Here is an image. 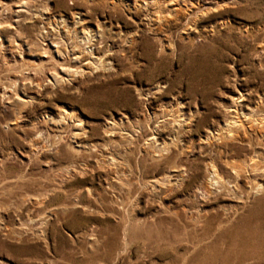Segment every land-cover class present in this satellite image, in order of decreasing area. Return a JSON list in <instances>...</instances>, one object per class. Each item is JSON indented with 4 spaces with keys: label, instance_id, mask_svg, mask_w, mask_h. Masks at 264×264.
Masks as SVG:
<instances>
[{
    "label": "rangeland",
    "instance_id": "rangeland-1",
    "mask_svg": "<svg viewBox=\"0 0 264 264\" xmlns=\"http://www.w3.org/2000/svg\"><path fill=\"white\" fill-rule=\"evenodd\" d=\"M263 208L264 0H0V264H264Z\"/></svg>",
    "mask_w": 264,
    "mask_h": 264
},
{
    "label": "bare ground",
    "instance_id": "bare-ground-1",
    "mask_svg": "<svg viewBox=\"0 0 264 264\" xmlns=\"http://www.w3.org/2000/svg\"><path fill=\"white\" fill-rule=\"evenodd\" d=\"M241 199V198H240ZM238 200V199H237ZM242 200V199H241ZM240 201V200H239ZM239 201H237L239 203ZM264 209V208H263ZM250 215V214H249ZM246 217V216H245ZM224 219V218H223ZM221 222V221H220ZM259 223V222H258ZM258 228V227H257ZM243 230V229H242ZM264 233V232H263ZM240 251V250H239ZM219 258V257H218ZM226 259V258H225ZM260 260V259H259ZM238 264V263H237Z\"/></svg>",
    "mask_w": 264,
    "mask_h": 264
}]
</instances>
